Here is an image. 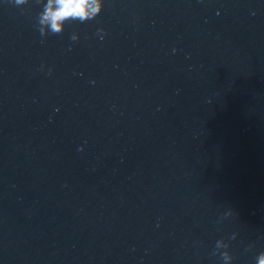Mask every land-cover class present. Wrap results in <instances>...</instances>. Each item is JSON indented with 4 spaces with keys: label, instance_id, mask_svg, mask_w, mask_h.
<instances>
[{
    "label": "clouds",
    "instance_id": "1",
    "mask_svg": "<svg viewBox=\"0 0 264 264\" xmlns=\"http://www.w3.org/2000/svg\"><path fill=\"white\" fill-rule=\"evenodd\" d=\"M17 6L26 5L29 0H13ZM102 0H47L43 5V10L37 17V29L42 37L49 34H60L64 31L65 25L69 21L84 23L95 19L103 9ZM72 40H77L74 33ZM228 215H231L229 211ZM220 247V240L216 241L215 248ZM213 255L217 253L213 251ZM223 264H230L233 260L229 252L218 255ZM256 264H264V252H260L256 257Z\"/></svg>",
    "mask_w": 264,
    "mask_h": 264
}]
</instances>
